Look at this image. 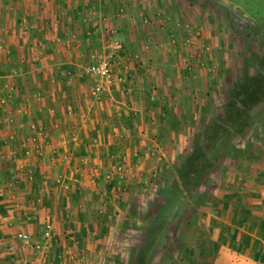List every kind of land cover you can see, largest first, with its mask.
I'll return each mask as SVG.
<instances>
[{
  "label": "crops",
  "instance_id": "obj_1",
  "mask_svg": "<svg viewBox=\"0 0 264 264\" xmlns=\"http://www.w3.org/2000/svg\"><path fill=\"white\" fill-rule=\"evenodd\" d=\"M162 4L0 0V264H67L69 254L73 264H104L112 245H125L131 209L151 199L148 183L188 151L217 84ZM113 41V95L95 99L85 69ZM120 157L123 184L112 171ZM251 205L236 245L244 263L258 254L264 264V215ZM46 220L54 240L39 252Z\"/></svg>",
  "mask_w": 264,
  "mask_h": 264
},
{
  "label": "rangeland",
  "instance_id": "obj_2",
  "mask_svg": "<svg viewBox=\"0 0 264 264\" xmlns=\"http://www.w3.org/2000/svg\"><path fill=\"white\" fill-rule=\"evenodd\" d=\"M229 1L250 13L256 20L264 21V0ZM166 2L167 6L163 7L162 4V9L169 18L166 21H181L184 28L178 26L177 29H184L189 33L184 39L181 38V43L199 46V53L196 55L200 59L199 66L217 84V89L214 90L215 93L218 92L217 96L202 105L200 126L203 117L206 121L222 112L224 96L221 94L225 93L229 78L236 75L242 66L244 57L250 54L264 55V48L258 41L241 32L239 22L230 19L227 21L225 8L217 9L209 0ZM166 29L171 33V27ZM196 32L200 35L196 36ZM175 34L171 37L174 41L172 45L175 40L176 43L180 42L179 32L176 31ZM259 109L248 130L228 143V153L233 155V147L244 151L235 159L222 155L205 178L204 184L196 192L184 194L171 207L172 218H168V226L158 240L150 264H207V261L202 260L209 259H212L210 264H246L236 241L241 237V224L247 220L248 214L244 208L247 201L252 203L251 209H261L264 215V106ZM171 176V169L168 168L161 176L160 180L163 181L148 183V187L149 184L155 185L152 186L151 199L145 201L143 198L142 204L138 202V208L135 206L131 209L133 220L131 223L125 220L121 231V234H126L125 245H112L104 264L133 263L143 242L144 221L151 216L154 204L163 202V197L156 191L159 187L166 186ZM247 197L249 200H246ZM256 248L258 247L254 244L252 249ZM186 250L191 251L186 253ZM257 255L254 256L255 260ZM252 259L248 264H256Z\"/></svg>",
  "mask_w": 264,
  "mask_h": 264
},
{
  "label": "trees",
  "instance_id": "obj_3",
  "mask_svg": "<svg viewBox=\"0 0 264 264\" xmlns=\"http://www.w3.org/2000/svg\"><path fill=\"white\" fill-rule=\"evenodd\" d=\"M223 96L222 112L206 121L202 118L188 151L181 153L172 164V176L167 185L163 183L164 186L157 189L163 202L155 203L151 216L144 221L143 242L132 264L152 262L158 240L164 235L168 218L172 216L171 207L184 194L196 192L204 184L220 157L227 155L235 159L244 151L233 147L232 155L227 146L233 138L248 130L254 115L264 106V55L245 56L237 74L229 78Z\"/></svg>",
  "mask_w": 264,
  "mask_h": 264
},
{
  "label": "built area",
  "instance_id": "obj_4",
  "mask_svg": "<svg viewBox=\"0 0 264 264\" xmlns=\"http://www.w3.org/2000/svg\"><path fill=\"white\" fill-rule=\"evenodd\" d=\"M111 33H115V31H111ZM200 33L196 32V36H199ZM172 42H174L172 40ZM110 50H107L104 54L97 57V60L90 65H88L85 69V72L93 77V84L90 88V95L98 99L101 96L104 97H112L113 95V87L115 84V73L113 70V63H114V51L120 48V44L113 41L110 43ZM199 50V46H198ZM125 158L120 157L118 161L112 166V171L114 177L122 184L126 181L128 177V169L124 162ZM129 177L132 178L133 175L130 173ZM106 180H111L112 177L110 174H107L105 177ZM17 238L21 241L27 243L30 241L31 237L27 233H17ZM41 240L33 244V248L36 251L41 252L45 246H47L51 241L54 240V232H53V224L51 220H46L42 225V229L40 232ZM77 257L73 254L68 255V263H72L75 261ZM74 263V262H73ZM58 264H65V263H58Z\"/></svg>",
  "mask_w": 264,
  "mask_h": 264
},
{
  "label": "flooded vegetation",
  "instance_id": "obj_5",
  "mask_svg": "<svg viewBox=\"0 0 264 264\" xmlns=\"http://www.w3.org/2000/svg\"><path fill=\"white\" fill-rule=\"evenodd\" d=\"M211 1V0H209ZM213 3V1H211ZM218 7H221L217 4H214ZM225 17L227 18V21H237L239 22V28L241 32L247 34V37L253 38L261 45L262 48H264V21L256 20L250 13L242 11L241 9H236V14L231 12L230 10L226 9L225 11Z\"/></svg>",
  "mask_w": 264,
  "mask_h": 264
},
{
  "label": "water",
  "instance_id": "obj_6",
  "mask_svg": "<svg viewBox=\"0 0 264 264\" xmlns=\"http://www.w3.org/2000/svg\"><path fill=\"white\" fill-rule=\"evenodd\" d=\"M211 1H213L214 4H217V5L225 8V9H228V10H230L231 12H233L235 14H236V9L239 8L238 5L233 4L229 0H211Z\"/></svg>",
  "mask_w": 264,
  "mask_h": 264
}]
</instances>
